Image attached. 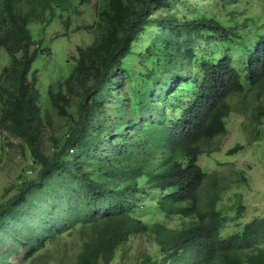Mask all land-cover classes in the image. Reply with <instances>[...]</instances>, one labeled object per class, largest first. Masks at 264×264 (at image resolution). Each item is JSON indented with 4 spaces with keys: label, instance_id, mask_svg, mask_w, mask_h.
Masks as SVG:
<instances>
[{
    "label": "trees",
    "instance_id": "obj_1",
    "mask_svg": "<svg viewBox=\"0 0 264 264\" xmlns=\"http://www.w3.org/2000/svg\"><path fill=\"white\" fill-rule=\"evenodd\" d=\"M64 1L0 0V47L10 59L0 73V128L21 137L41 165L36 179L26 181L0 205V226L6 219L17 218L32 193L59 173L60 180L71 178L75 183L61 197L66 203L52 197L58 199V212L51 215L56 222L47 231H35V224L23 225L28 226L29 241L21 239V243L31 245L32 251L43 247L45 239L54 238L56 233L82 224L89 226L90 232L79 264H97L100 259L110 264L122 243L147 230L154 235L158 251L142 253L136 264H264V216L246 222L242 231L222 236L224 217L217 204L225 187L217 175L207 173L198 163L200 154L217 150L213 141L227 133L226 119L232 112H246L251 107L252 121L264 117V26L260 31L252 28L251 33H239L242 29L234 21L238 11L227 8L233 0H214L213 11H224L225 21L200 9L177 17L182 0H98L97 19L88 27L94 29L93 42L77 47V63L71 74L57 91L49 89L52 107L58 115L71 118L72 128L61 140L53 137L50 153L39 155L35 144L43 117L33 63L40 46L33 40L29 25L41 20V12ZM186 4L190 9V0ZM159 9L171 12L154 20ZM259 18L251 16L250 20L254 25ZM152 21L169 26L168 31L159 33L161 43L163 34L168 38L164 40L165 66H158L163 73L158 88L154 83L149 87V98L141 93L139 104L131 112L124 95L118 94L123 109L118 114L119 124L114 114V131L108 132L106 99L111 82L116 84L118 78L115 70H128L126 61L136 52V37ZM193 35L203 36L221 49L216 54L195 51ZM134 78L140 79L137 75ZM64 89L79 99L77 118L68 111ZM236 97L240 101H234ZM145 99L149 100L146 108ZM253 99L258 102L252 103ZM135 108L143 112L140 119H136ZM100 114L105 142L113 147L110 156H101V180L83 171L88 155L98 157L99 148L105 144L100 146L95 134L91 146V135L99 131ZM116 131L120 132L118 139ZM239 149L243 145L229 152ZM63 173L67 177H62ZM242 208L240 205L238 212ZM152 209L186 222L170 227L137 218L138 212Z\"/></svg>",
    "mask_w": 264,
    "mask_h": 264
},
{
    "label": "rangeland",
    "instance_id": "obj_2",
    "mask_svg": "<svg viewBox=\"0 0 264 264\" xmlns=\"http://www.w3.org/2000/svg\"><path fill=\"white\" fill-rule=\"evenodd\" d=\"M190 2L192 3L190 9L186 0L178 3L175 16L186 17L187 14L200 9L204 13L215 15L222 21L226 20L224 11H213L214 0H190ZM232 2L227 8L234 7L238 11V14L234 15V21L242 29L239 33H251L252 28L260 31V28L264 26L262 25L264 24V0H233ZM97 9L98 0H86V2L65 0L63 4L52 5L47 11L41 12L39 15L42 17L41 20L29 25L33 40L40 46V51L33 63V70H37V88L41 94L39 108L43 117L38 134L39 142L35 144L36 147L38 146L39 155L50 153L53 148V137L61 140L72 128L71 118L58 115L52 107L49 89L52 87L57 91L59 84L71 74L77 63V47L93 42L94 29L88 27H93L97 19ZM169 12L171 10L159 9L153 16L154 20L168 15ZM251 16L260 17L254 25L250 20ZM168 30L167 25L150 22L136 37V52L126 61L128 70H115L118 78L116 84L111 82L110 96L106 99L107 117H110L106 124L108 132L114 131L115 123L112 117L117 114L118 123V114L123 109L120 105L121 99L117 98L118 94L122 97L124 95V101L129 108L127 110L131 112L132 107L139 104L141 93L149 98L151 95L149 87L154 83L158 88L157 81L163 75L158 66L160 65L161 69L165 66L166 43L164 40L168 38V34H163L161 43L159 33ZM192 37L195 39L192 45L195 51L203 50L208 54H216L221 49L213 42H206L203 36L197 38L193 35ZM9 61L8 54L0 47V73ZM134 75L140 77L139 81L134 78ZM243 84L246 89L249 87L246 74L243 75ZM30 85L31 80L28 82V86ZM66 93L64 89L69 103L68 111L77 118L79 99ZM234 101H240V97H236ZM251 101L254 104L258 102L257 99ZM148 102V99L144 100L145 108ZM138 108H135V114L138 116L136 119H140L143 115ZM251 109V107L248 108L246 112L244 110L232 112L226 119L227 133L217 136L213 141V147L217 150L200 154L198 157L199 165L207 173L217 175L219 184L225 187L220 193L217 204V208L221 210L224 217L222 236L242 231L246 222L264 216V117L260 121H252ZM147 111L148 109H145L144 113L148 114ZM47 113L49 117L46 116ZM98 126L99 131L93 132L90 137L91 146L95 142V134L98 136L99 145L105 144L99 148L98 157L92 153L88 155L89 163L84 165L83 171H88L91 178L101 180L104 177L101 172V156L103 154L110 156L113 147L109 145L110 140L109 144L105 142L103 114H100ZM129 129L128 127L127 131ZM119 135L120 132L116 131L117 139ZM117 144H119L117 145V151H119L120 141ZM238 144L243 145V149L230 153L229 151ZM137 146H139V137H137ZM76 149L75 147V152ZM65 159L72 158L66 156ZM40 168L41 165L33 150L25 141L9 130L0 128V205L6 203L26 181L36 179ZM62 177H67V174L63 173ZM74 183L71 178L60 180L59 173H55L53 180L45 181L43 188L32 193L23 212L18 211L17 218L4 221L0 226V264H79V255L90 232L87 225L75 224L72 228H66L61 233H56L54 238L45 239L44 246L35 248L34 251L31 250V245L24 246L21 243V239L25 242L29 241L28 226L23 225L35 224V231L39 228L47 231L49 225L56 222V218L51 215L58 212V199L52 197H59V201L66 203V200L61 197L66 193L65 189ZM150 198L146 199L150 200ZM136 200L139 201L138 198ZM240 205L243 208L241 212H238ZM62 211L65 212V210ZM130 212L135 213L132 209ZM165 216L158 210L152 209L138 212L137 218L149 224L167 223L170 227H179L182 222H186L178 217ZM156 251L158 247L154 235L147 230L145 233L132 235L126 243H122L110 264H136L142 253ZM97 264H104V262L100 259Z\"/></svg>",
    "mask_w": 264,
    "mask_h": 264
}]
</instances>
